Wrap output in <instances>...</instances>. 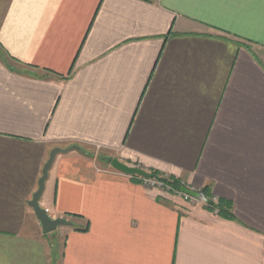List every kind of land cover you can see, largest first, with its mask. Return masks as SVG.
<instances>
[{
	"label": "crops",
	"instance_id": "1",
	"mask_svg": "<svg viewBox=\"0 0 264 264\" xmlns=\"http://www.w3.org/2000/svg\"><path fill=\"white\" fill-rule=\"evenodd\" d=\"M0 264H264V0H0Z\"/></svg>",
	"mask_w": 264,
	"mask_h": 264
},
{
	"label": "water",
	"instance_id": "2",
	"mask_svg": "<svg viewBox=\"0 0 264 264\" xmlns=\"http://www.w3.org/2000/svg\"><path fill=\"white\" fill-rule=\"evenodd\" d=\"M70 149L55 148L50 153V158L45 164L42 172V177L39 180L38 190L35 192L33 199L29 202V206L33 209L37 220L40 222L43 232L45 234L52 233L60 227L72 226V222L66 218H51L47 210L41 207L40 200L44 194L46 182L49 178V172L53 166V163L56 157L59 154L67 153ZM111 166L120 173H123L127 176H139L143 178H154V175L137 167L129 166L117 159H114L111 162ZM185 193H188L194 197L204 198L203 195L197 194L195 192L184 190Z\"/></svg>",
	"mask_w": 264,
	"mask_h": 264
},
{
	"label": "trees",
	"instance_id": "3",
	"mask_svg": "<svg viewBox=\"0 0 264 264\" xmlns=\"http://www.w3.org/2000/svg\"><path fill=\"white\" fill-rule=\"evenodd\" d=\"M151 174H153L154 177L157 178L158 180L164 182L167 186H169L175 192L185 193L184 190L194 192V191L190 190L189 188H187L185 186V184L182 182V180L179 179V178H176V177H173V176H170L168 179L163 178V175L159 171H156V170H151ZM200 193L206 199H208L209 205L211 207L216 208V209L219 210V214H221V215H223V216H225L227 218H232V214H231L232 207L229 204H224L223 202H220V201L217 203V205L214 204L212 202L211 192H210V190L208 188H205ZM185 194H188V193H185ZM188 195H190V194H188ZM213 208H211V209H213Z\"/></svg>",
	"mask_w": 264,
	"mask_h": 264
},
{
	"label": "rangeland",
	"instance_id": "4",
	"mask_svg": "<svg viewBox=\"0 0 264 264\" xmlns=\"http://www.w3.org/2000/svg\"><path fill=\"white\" fill-rule=\"evenodd\" d=\"M110 161L108 162L107 161V164H106V166H111L110 165ZM99 164H101L100 162H99ZM103 164V163H102ZM129 166H133V167H137V168H141V169H143V170H145V171H147V172H149V173H151V170H148V169H145V168H142L139 164H137V165H129ZM111 168H113V167H111ZM113 170H115L114 168H113ZM162 174V173H161ZM163 175V178H166V179H168L170 176H168V175H165V174H162ZM129 177H131L132 179H134V180H136V181H139V182H141L144 186H147L148 188H153V187H151L150 185H149V183L148 184H146V182L145 181H154V182H159L160 184H161V188L160 187H158V189H160V190H163V191H166V192H169V193H174V194H176V195H178V193H181V192H175V191H173L169 186H167L164 182H162V181H160V180H158L157 178H143V177H139V176H129ZM134 177V178H133ZM136 177V178H135ZM201 194V193H200ZM191 197H193V196H191ZM195 200H194V204H198L199 202H200V199H199V197L198 198H196V197H193ZM205 198V197H204ZM212 202L215 204L216 202L215 201H213V199H212ZM209 208H213V207H211L210 205L208 206ZM213 209H215V210H218V209H216V208H213ZM73 225V224H72ZM61 228V227H60ZM59 229V228H58ZM57 229V230H58ZM57 230L56 231H54V232H52V233H49L50 234V243H51V245H53L52 243L53 242H57V240H58V242L60 243V242H62L61 240V238L59 239V237H58V235L56 234V232H57ZM62 232V231H61Z\"/></svg>",
	"mask_w": 264,
	"mask_h": 264
},
{
	"label": "built area",
	"instance_id": "5",
	"mask_svg": "<svg viewBox=\"0 0 264 264\" xmlns=\"http://www.w3.org/2000/svg\"><path fill=\"white\" fill-rule=\"evenodd\" d=\"M146 182V184H148L149 183V185L151 186V187H153V188H158V187H160L161 186V184L159 183V182H154V181H145ZM161 188V187H160ZM178 195H180V196H182L185 200H187V201H191V202H193L194 203V198L193 197H191L190 195H188V194H185V193H178Z\"/></svg>",
	"mask_w": 264,
	"mask_h": 264
}]
</instances>
